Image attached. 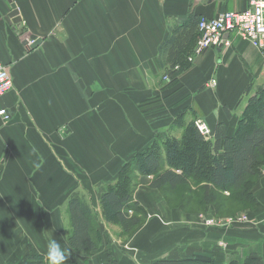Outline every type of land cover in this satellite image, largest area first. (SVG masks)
Segmentation results:
<instances>
[{
    "label": "crops",
    "instance_id": "0c3cea01",
    "mask_svg": "<svg viewBox=\"0 0 264 264\" xmlns=\"http://www.w3.org/2000/svg\"><path fill=\"white\" fill-rule=\"evenodd\" d=\"M13 4L19 25L10 18ZM247 6L248 0H0V61L13 80L0 100L12 116L9 123L0 117V264H21L30 247L47 255L51 239L66 250L71 196L92 200L100 212L121 168L158 136L180 139L198 119L213 134L218 127L227 136L235 131L249 100L264 89V52L231 33L230 47L196 54L194 38L191 67L171 87L162 47L191 19ZM40 39L34 50L24 46ZM252 194L250 221L221 230L207 228V213L171 209L143 183L134 199L148 221L126 241L102 236L100 251L80 262L110 264L111 254L119 264L195 257L264 264V170Z\"/></svg>",
    "mask_w": 264,
    "mask_h": 264
},
{
    "label": "trees",
    "instance_id": "16d2710c",
    "mask_svg": "<svg viewBox=\"0 0 264 264\" xmlns=\"http://www.w3.org/2000/svg\"><path fill=\"white\" fill-rule=\"evenodd\" d=\"M200 20L191 19L183 27L171 32L170 38L162 47L163 59L168 62L167 78L170 86H177L179 77L191 67L189 56L192 54L190 42L199 38ZM192 56V55H191ZM196 144V157L204 158L192 163L180 164V153L184 147ZM168 163L172 168L162 170L160 152L153 146L137 153L120 170L115 185L108 186L100 200L103 219L108 224L118 226L122 238H131L147 221V212L134 199L130 191L131 175H152L150 188L160 191L169 207V193L184 187L191 192L190 182L202 183L201 200L204 206H213L216 215L225 209L227 201L240 208L256 204L252 194L254 184L264 168V89L251 98L240 118L237 128L226 135L221 127L214 132L213 138L206 140L195 126V121L185 126L182 139H170L165 144ZM231 195L225 197V193ZM170 195V194H169ZM191 196L188 195L187 202ZM182 204L179 208H187ZM173 204V203H172ZM253 209V208H252ZM250 209V210H252ZM249 210V211H250ZM248 211V212H249ZM68 212L72 231L67 237L66 264H82L75 258L87 259L99 252L102 236L94 237L95 216L92 207L79 193L71 196ZM110 264H119L110 254ZM21 264H49L46 255L30 247L29 254ZM152 264H223L215 259L191 258L181 260H158ZM230 264H240L231 262ZM242 264H261L257 259H247Z\"/></svg>",
    "mask_w": 264,
    "mask_h": 264
},
{
    "label": "built area",
    "instance_id": "2783aa9c",
    "mask_svg": "<svg viewBox=\"0 0 264 264\" xmlns=\"http://www.w3.org/2000/svg\"><path fill=\"white\" fill-rule=\"evenodd\" d=\"M198 30L200 36L196 54H202L213 47H230L231 41L225 36L231 33L264 52V0H248L247 8L241 12H224L213 19L203 18L199 22ZM212 85H215V82ZM12 89L13 80L9 68L0 61V100ZM0 117L4 123L12 120V116L6 110H0ZM195 126L205 139L211 138L212 131L204 120H196ZM249 220L248 215H241L234 219H216L210 216L205 218V225L209 228L228 229L239 224H246ZM220 245L226 247L224 243Z\"/></svg>",
    "mask_w": 264,
    "mask_h": 264
},
{
    "label": "rangeland",
    "instance_id": "374dc122",
    "mask_svg": "<svg viewBox=\"0 0 264 264\" xmlns=\"http://www.w3.org/2000/svg\"><path fill=\"white\" fill-rule=\"evenodd\" d=\"M169 136H171V135L169 134ZM170 139H176V138L166 137V136H158L157 138H155V140L153 142H151L146 148H144L141 151V152H143L144 150L151 148L152 146L155 149H157L161 155V167L160 168L163 171L167 170L169 168H172L171 165H169V163H168V160H167L168 153H167L166 147H165L166 142ZM180 139H182V137ZM195 146H196V144H193V146H191V147H184L183 148V150L180 153V159H179L180 164H183V163L189 164V163L194 162V159L198 161V160H201L204 158V156L200 155V154L196 157V152H195V149L193 148ZM263 170H264V168L262 169V172H263ZM153 178L154 177L152 175H148V174L144 175V174H141L140 172L132 174L131 175V181L129 182L130 191L133 192V194H135L136 190L139 189V187L143 183H146L149 187V185L153 181ZM255 184H254V186H255ZM189 185L192 188L191 192L187 191L184 187H179V188H177V190L175 192L169 193L170 195L167 194L169 203L171 204V207H170L171 209L179 210V211H181L187 215H193V214H198V213H202V214L207 213V214L215 217L216 219H230V218L234 219V218H237L241 215H249L248 211L250 209L254 208V206H255V205H253V201H252V204L250 206L240 208L241 207L240 205H239L240 206L239 207L237 204H235L229 200V201H227V203L225 205L226 206L225 209L219 214V216H217L216 215V209L213 206H204L203 205V202L201 200V195H202L201 188L204 185L202 183H197V182L194 183L193 181L190 182ZM188 195H190L191 197L189 198V200L187 202L186 200H187ZM224 196L227 198L231 197V195L227 192L225 193ZM91 201L88 200L87 202L92 207V210L95 212L94 213L95 226H94V232H93L94 237L100 238L101 236H103L105 238L106 237H108L110 239L112 238V240L116 239V241L117 240L126 241L127 240L126 238H122L123 236H122L121 230L117 229L118 226L106 223L103 219L101 210H100V212H97L95 210L96 207H95L94 203L92 204ZM185 201L188 203V205H185L187 207L185 209H189V210L182 211L179 208V206H182V204L185 203ZM140 206H142V205L140 204ZM143 209L147 212V216H148L147 221H148L149 213L144 207H143ZM68 229L70 231V228H68ZM71 231H72V226H71ZM70 234H71V232H70ZM70 234H67V235H70ZM74 259H76L78 261L80 260L79 258H75V257H74ZM82 260L85 262V259H82ZM135 261H138V260H135ZM223 264H225V263H223Z\"/></svg>",
    "mask_w": 264,
    "mask_h": 264
},
{
    "label": "clouds",
    "instance_id": "9594fccd",
    "mask_svg": "<svg viewBox=\"0 0 264 264\" xmlns=\"http://www.w3.org/2000/svg\"><path fill=\"white\" fill-rule=\"evenodd\" d=\"M47 258L49 264H66V250L61 247L57 240L51 239L47 244Z\"/></svg>",
    "mask_w": 264,
    "mask_h": 264
},
{
    "label": "water",
    "instance_id": "95a60500",
    "mask_svg": "<svg viewBox=\"0 0 264 264\" xmlns=\"http://www.w3.org/2000/svg\"><path fill=\"white\" fill-rule=\"evenodd\" d=\"M10 18L13 20V23L15 24V25H19V24H21V22H22V19H21V17H20V13H19V11L17 10V7H16V5H12V12H11V14H10ZM40 44H42V40L40 39V40H37L35 43H34V45H32L30 48H31V50H34V49H36ZM24 45H27V43H25Z\"/></svg>",
    "mask_w": 264,
    "mask_h": 264
}]
</instances>
